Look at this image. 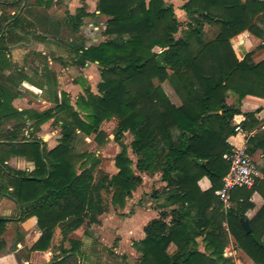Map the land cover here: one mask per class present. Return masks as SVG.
I'll return each instance as SVG.
<instances>
[{"label":"trees","instance_id":"1","mask_svg":"<svg viewBox=\"0 0 264 264\" xmlns=\"http://www.w3.org/2000/svg\"><path fill=\"white\" fill-rule=\"evenodd\" d=\"M98 8L110 18L106 34L112 39L81 49L84 63L102 67L98 94L87 90L77 102V108L87 114L85 119L70 109L63 139L50 152L38 141L14 147L0 144V165L12 155L35 164L33 173L16 172L10 179L17 202L27 216L38 218L43 232L34 251L47 250L54 230L69 218L66 225L78 228L85 220L98 223V217L110 211V204L126 206L143 181L133 170L130 147L137 156L139 173L161 174L166 202L172 207L145 227L144 240L134 243L141 255L139 264H227L224 251L229 235L255 264H264V206L249 221L251 233L241 221L247 220L246 213L253 208L251 198L261 190V181L251 189H235L231 202L236 207L229 211L217 195L230 170L227 156L233 149L228 140L235 135L233 119L240 114L238 106L246 98L264 101V61L256 64L254 53L240 61L230 41L247 31L264 42V3L187 0L184 9L189 15H198L219 29L217 38L208 43L203 42L201 30L193 28L184 39L176 40L179 24L174 9L164 0H99ZM3 21L8 19L0 18V35ZM1 43L2 39L0 64L8 51ZM156 47L164 52L155 53ZM155 81H169L182 106L172 104ZM10 90L0 86V120L27 114L12 107ZM230 93L237 97L238 106L227 104ZM36 117L40 126L52 114ZM112 119L119 122L115 140L122 144L115 159L119 173L112 178L103 172L95 176L94 169L85 164L78 174V163L86 157L72 148L76 132L99 139L104 136L102 124ZM126 134L133 136L130 145L122 143ZM250 143L264 151V135ZM88 160L92 168L98 164L95 158ZM204 178L211 182L206 191L200 187ZM106 195H112L111 201ZM200 237L206 253L199 251ZM172 245L176 252L170 254Z\"/></svg>","mask_w":264,"mask_h":264},{"label":"crops","instance_id":"2","mask_svg":"<svg viewBox=\"0 0 264 264\" xmlns=\"http://www.w3.org/2000/svg\"><path fill=\"white\" fill-rule=\"evenodd\" d=\"M30 1L0 0V18L8 19L2 22L4 29L0 35L1 44L8 47L0 64V86L11 89L14 97L12 107L20 113H27L0 120V144L14 147L38 141L42 148L50 152L63 139V124L70 120V109L80 112L82 119H85L87 114L77 108L78 100L86 96L87 90L98 94L102 67L96 63H84L81 49L98 46L112 39L106 34L110 18L100 12L99 0H34V6L29 4ZM164 2L174 9L179 24L178 33L174 36L176 40L184 39L191 28L201 30L204 43L217 38V26L186 12L184 5L187 0ZM42 9H47L49 18L43 15ZM15 15V19H10ZM230 42L240 61L249 53H254L256 64L264 61V42L249 32H243ZM153 51L161 54L164 49L156 47ZM169 74L172 73L169 71ZM155 83L162 87L172 104L182 106L180 97L169 81ZM227 104L238 106V99L233 93L229 94ZM238 108L240 114L233 119V126H239L241 131L235 132L228 143L233 150L251 151L249 156L261 173L258 186L261 190L253 194V208L246 213L247 220L251 221L264 206V173L261 170L264 168V151L260 146L250 143L253 138L264 135V101L246 98ZM47 112H51L52 118L38 126L36 115ZM118 126L119 122L115 119L104 122L100 129L104 136L99 139L96 135L86 136L79 130L76 132L72 148L77 155L86 157L78 163V174L85 164L89 169H94L95 176L100 171L110 178L119 173L115 161L122 152V144L115 140ZM132 141L133 136L130 143ZM79 144L83 145L81 149ZM109 151L114 152L109 155ZM128 154L134 162L133 170L143 181L132 192L126 206L115 208L110 204V211L99 216L98 223L90 224L89 220H85L78 228L66 225L71 220L69 218L66 223L57 226L49 248L42 251H34L43 234L38 218L33 214L27 216L26 209L14 197L15 187L10 182L16 172L33 173L35 164L25 157L12 155L4 165H0V220H4V224L0 225V264H120L124 235L120 227L122 222L118 219L130 222L131 227L125 230V236L132 237L136 233L139 236L136 242H139L146 237L145 227L157 219L161 211L172 209L166 202V185L161 181V174L139 173L136 170L137 156L130 147ZM90 157L98 162L94 168L88 160ZM200 187L206 191L211 188V182L204 178L200 181ZM154 190L158 192L156 197ZM235 207L232 203L231 209ZM130 208L131 213L128 212ZM111 216L118 219L110 225L112 229H107L109 224L106 222ZM224 227L228 230L226 224ZM202 241L203 237L197 239L199 251L206 253ZM229 241L224 258L231 260L232 264H255L237 245L232 235H229ZM137 252L133 247L131 255ZM175 252L176 247L170 246L169 253ZM140 260L141 255L139 263Z\"/></svg>","mask_w":264,"mask_h":264},{"label":"built area","instance_id":"3","mask_svg":"<svg viewBox=\"0 0 264 264\" xmlns=\"http://www.w3.org/2000/svg\"><path fill=\"white\" fill-rule=\"evenodd\" d=\"M264 3V0H246ZM241 128L235 126V132H240ZM230 170L223 181V187L217 192L224 204L226 211L232 208L231 193L237 189L245 187L253 188L257 180L261 178V173L246 149H235L227 156Z\"/></svg>","mask_w":264,"mask_h":264},{"label":"rangeland","instance_id":"4","mask_svg":"<svg viewBox=\"0 0 264 264\" xmlns=\"http://www.w3.org/2000/svg\"><path fill=\"white\" fill-rule=\"evenodd\" d=\"M29 4H31V5H33L34 6V0H31L30 2H29ZM55 10V9H54ZM41 11H44V12H42L43 13V15L45 16V17H48L49 18V14L46 12L47 11V9H42ZM49 15V16H48ZM54 18L55 19H57V16L56 15H54ZM62 18V17H61ZM216 31H217V28H216V30H215V33H216ZM68 36H69V34L68 33H66ZM67 36V37H68ZM262 58V57H261ZM260 59V58H259ZM116 121H117V119H115ZM114 121V120H113ZM113 128H114V126H113ZM112 128V129H113ZM115 134H116V132H115ZM131 137H132V135H130V134H126L125 135V137H124V139H123V144L125 143V144H128L129 145V143H130V139H131ZM79 147H80V149L83 147V145L82 144H79ZM83 150V149H82ZM114 151H109L108 153H109V155H112L111 153H113ZM100 172H103V171H100ZM103 173H105V172H103ZM99 175V173L96 175V176H98ZM154 192L156 193L157 191H155L154 190ZM154 192H152V194L154 193ZM106 197V199H109L110 201H111V195H106L105 196ZM143 202H145V199H143ZM142 202V203H143ZM132 210V208H130L129 210H128V212L129 213H131L130 211ZM128 213V214H129ZM127 214V215H128ZM116 219H118V218H115V217H113V216H111V218H109V220H108V222H106V223H108L109 224V226H108V228L107 229H112V227H110V225L116 220ZM120 222H122V224L120 225V227H122V231H123V235H124V238H122L123 239V245H124V248H123V251H122V253H123V255H122V262L120 263V264H139V256H140V253H139V251L135 254V255H131V253H132V248L134 247V244L133 243H136V241H138L137 239L139 238V236H137L136 235V233L131 237V236H125V233H126V231L125 230H129V228L131 227V225H130V222H126V220L125 219H118ZM121 239V240H122ZM119 241V240H118ZM229 243H230V241H229ZM225 259H227L228 260V263L227 264H232L231 262V260H229L228 258H225ZM234 264V263H233Z\"/></svg>","mask_w":264,"mask_h":264},{"label":"water","instance_id":"5","mask_svg":"<svg viewBox=\"0 0 264 264\" xmlns=\"http://www.w3.org/2000/svg\"><path fill=\"white\" fill-rule=\"evenodd\" d=\"M241 221H242V224H243V226H244L246 232H247L248 234L251 233L252 228H251V225H250L249 221H248V220H244L243 218H241Z\"/></svg>","mask_w":264,"mask_h":264}]
</instances>
